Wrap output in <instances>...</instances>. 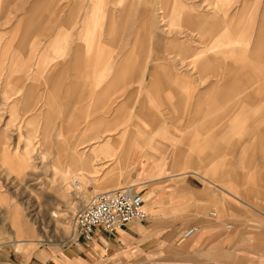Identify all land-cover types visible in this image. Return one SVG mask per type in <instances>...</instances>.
<instances>
[{"label":"rangeland","instance_id":"1","mask_svg":"<svg viewBox=\"0 0 264 264\" xmlns=\"http://www.w3.org/2000/svg\"><path fill=\"white\" fill-rule=\"evenodd\" d=\"M36 1L0 0V247L27 251L39 245L58 249L68 246L74 239L78 209L95 193L142 182L143 164L163 167L162 180L147 183L145 190L150 186L158 192L160 187L155 184L163 182L177 186L179 179L171 176L175 148L180 160L194 161L192 167L183 165L181 171L197 172V176H206L215 183L190 174L183 178L184 184L195 180L208 189L225 188L264 211V135L260 119L250 107L245 108L244 116L220 117L204 129L196 113L205 105L202 102L184 101L181 105L177 99H165L167 89L159 95L146 97V88L140 81L145 78L152 50L137 54L142 59L137 78L115 83L117 88L108 97L84 96L75 103H59L54 98L50 101L45 81L48 75L53 77L59 69L67 67L70 56L66 54L71 46L80 44L87 54L103 48L104 62L116 64L124 59L129 35L124 32L119 36L111 26L122 12L120 0H76L77 5L74 0L44 3L39 8L43 11L42 22L26 35L25 20L29 19ZM136 1L127 13L125 27L132 23L137 5L154 6L156 3L150 0L139 5ZM237 1L232 0V3ZM253 1L241 21L255 27L260 24L264 0ZM87 15L89 20L84 21ZM173 25L185 30L176 20ZM79 31L80 39L77 38ZM55 33H59L58 38L56 44L51 45ZM250 33H254L253 27ZM72 34L76 36L75 44H72ZM24 36L25 43L20 47L17 42ZM181 39L187 40V37L182 35ZM145 41L152 46V34L148 33ZM165 46L166 53L171 52L181 59L189 53L187 47L173 43ZM46 48L48 56L44 58ZM14 52L22 56L17 73L11 63ZM101 62V56H96L95 65ZM102 68L103 65L99 66L98 71ZM24 70L31 77L23 73ZM198 71L205 80L210 79L207 73ZM180 87L185 92L191 90L188 86ZM196 87L204 89V84L199 82ZM123 105L118 120L117 111ZM191 111H195L194 118ZM93 117L110 119L113 123L102 125L99 132L91 133L86 129L91 127ZM130 122L136 123L133 133L125 131ZM163 123L168 130L164 135L173 138L174 146L166 143L167 138L164 142L153 135ZM221 125L233 127V141H219L212 149H207L208 145H203L202 141L210 129ZM109 137L117 139V145L112 148L115 159L117 157L112 161L114 164L98 169L93 162L88 168L87 153ZM79 138L87 142L75 146ZM59 140L67 143L66 148L60 146ZM202 155L207 157L196 161ZM80 157L85 161L84 169L80 168ZM137 187L141 189V184ZM247 209L255 214V209ZM231 260L232 263H202L199 253L185 254L172 249L150 262L120 261L116 264H264L261 258L246 259L239 255H232Z\"/></svg>","mask_w":264,"mask_h":264},{"label":"crops","instance_id":"2","mask_svg":"<svg viewBox=\"0 0 264 264\" xmlns=\"http://www.w3.org/2000/svg\"><path fill=\"white\" fill-rule=\"evenodd\" d=\"M134 1L136 0H128L126 3H123V0L119 1L123 4L122 12L118 21L111 24L117 35L121 36L124 32L129 35L123 61L116 64L104 62L103 48L87 54L86 48L82 45L71 46L66 54L70 56L67 67L59 69L53 77H50L51 74L48 75L49 78L45 81L44 87L49 89L48 99L52 101L51 98H54L55 102L59 103H75L84 96L106 98L116 90L115 83L120 84L121 81L137 78L142 60L137 54H146L152 50V55L146 63L145 78L142 77L140 81L146 88V97L159 95L167 89L165 99H177L181 105L184 101L202 102L205 105L196 110V113L204 129H208L220 117L244 116L245 108L250 107L255 113L254 116L260 119L259 124L264 135V8L260 24L254 27L249 22L241 21L253 0H238L234 4L232 0H154L156 1L154 6L137 5L133 10L132 23L125 27L127 13L130 12ZM149 1L136 2L140 5ZM53 2L54 0L35 2L36 5L28 15L29 19L25 20L26 35L30 34L33 26L42 22L43 11L40 12V5ZM77 4L78 1L74 0V5ZM88 20L87 15L84 21ZM174 20L185 30L176 28L173 25ZM252 27L254 33L251 34ZM148 33L152 34V46L145 41ZM58 34L55 33L51 45L56 44ZM77 34V38L80 39L81 32ZM16 35L17 33L14 36ZM72 35V44H75L73 41L76 36ZM182 35L187 37V40L181 39ZM197 37L198 41H195ZM25 39L24 36L17 44L22 47ZM131 39L133 41L130 42ZM168 43L187 47L189 53L182 59L171 52L166 53L168 49L165 45ZM46 50L47 48L44 51V58L48 56ZM20 54L14 52L11 55V63L16 73L22 57ZM98 55L101 56L102 64L97 66L95 62ZM101 65L103 68L98 71ZM105 67L108 68L103 71ZM198 69L207 73L210 79L205 80L201 77ZM23 73L28 71L24 70ZM28 76L31 77L30 73ZM199 82L204 84V89L196 87ZM183 85L191 90L183 91L180 87ZM123 109L124 105L117 111L118 120ZM190 113L194 118L195 111ZM91 119L92 125L86 129L91 133L99 132L102 125L113 123L112 120L101 117ZM135 124L130 122L125 131L133 133ZM167 131L166 124L163 123L153 135L159 137L160 141L167 138L166 143L174 146L173 138L168 134L164 135ZM232 133V126L215 127L210 129L202 144H207L205 147L212 149L219 141L220 143L233 141ZM79 140L80 138L76 140L75 146L87 142ZM115 145L117 139L114 137L94 145L87 153L86 166L91 168L93 162L97 163L98 169L113 165L112 161L117 159L112 152ZM60 146L66 148L67 143L62 141ZM203 156L207 157L199 156L196 161H200ZM178 157L175 148L171 176L179 179L177 186L163 182L155 184L160 187L158 192L156 188L150 186L145 190L147 183L162 180L161 164L149 166L143 164L140 173L147 179L142 177V182L131 185L144 197V208L149 212L148 220L132 222L114 233H107L97 227L94 230L93 241L80 246L71 243L58 249L39 245L27 251L1 246L0 264L150 262L165 256L172 249L185 254L199 253L202 263H232V255L264 260V211L225 188L208 189L195 180L191 183L186 181L184 184L183 178L191 173L183 172L181 168L183 165L192 167L194 161L191 159L183 162ZM80 159L82 161L80 168L84 169L85 161L82 157ZM193 173L191 175L215 184L206 176L199 177L196 175L197 172ZM138 184H141V189L137 187ZM144 184L145 186H142ZM248 207L255 209V214L249 213ZM213 212L218 216L212 217L210 214ZM192 225L200 226V232L191 238H184V232ZM121 241L124 244H121Z\"/></svg>","mask_w":264,"mask_h":264},{"label":"built area","instance_id":"3","mask_svg":"<svg viewBox=\"0 0 264 264\" xmlns=\"http://www.w3.org/2000/svg\"><path fill=\"white\" fill-rule=\"evenodd\" d=\"M212 215L217 216L214 212ZM148 219L149 212L144 208V197L133 186L107 189L91 195L76 212V238L72 240V244L80 246L83 243H91L97 227L107 233H114L132 222ZM199 230L198 225H192L186 229L184 237H192ZM120 243L124 244L122 241Z\"/></svg>","mask_w":264,"mask_h":264},{"label":"bare ground","instance_id":"4","mask_svg":"<svg viewBox=\"0 0 264 264\" xmlns=\"http://www.w3.org/2000/svg\"><path fill=\"white\" fill-rule=\"evenodd\" d=\"M65 174H66V172H65ZM214 213H215V212H214ZM210 215L213 216L212 213H211ZM216 215H217V214H216ZM199 227H200V226H199ZM199 232H200V230H199ZM199 232H198V233H199ZM198 233H197V234H198ZM194 236H195V235H194ZM183 237H184V234H183ZM192 237H193V236H192ZM184 238H185V237H184ZM189 238H191V237H189ZM186 239H188V238H186Z\"/></svg>","mask_w":264,"mask_h":264}]
</instances>
